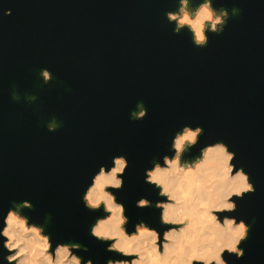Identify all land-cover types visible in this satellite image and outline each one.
I'll return each mask as SVG.
<instances>
[{
    "label": "water",
    "instance_id": "water-1",
    "mask_svg": "<svg viewBox=\"0 0 264 264\" xmlns=\"http://www.w3.org/2000/svg\"><path fill=\"white\" fill-rule=\"evenodd\" d=\"M220 4L241 12L197 47L165 16L177 0H0V222L13 202L29 199L22 211L37 223L49 217L54 241L87 244L80 254L104 264L120 254L89 232L106 215L81 199L92 174L125 155L124 185L109 190L125 203L128 227L141 219L163 227L155 207L163 197L144 169L169 152L177 128L200 124L184 158L223 140L256 188L228 213L252 223L244 257L232 254L229 264H264V0ZM42 67L53 74L47 83ZM137 101L148 109L139 120L130 118ZM52 117L61 124L48 131ZM142 195L152 207L136 206Z\"/></svg>",
    "mask_w": 264,
    "mask_h": 264
},
{
    "label": "clouds",
    "instance_id": "clouds-1",
    "mask_svg": "<svg viewBox=\"0 0 264 264\" xmlns=\"http://www.w3.org/2000/svg\"><path fill=\"white\" fill-rule=\"evenodd\" d=\"M11 8L4 10L10 15ZM237 5L226 8L216 5V0H177L174 10L165 16L173 23V32L187 29L192 43L205 47L209 33L224 31L230 17L238 16ZM44 83L53 78L47 67L39 70ZM13 99L19 93L13 89ZM35 101V93L25 96ZM148 109L143 101H137L130 111V118L139 120ZM61 122L52 117L46 122L48 131H55ZM203 126L183 124L171 137L169 152L151 161L144 169V181L154 186L155 201L160 209L159 220L163 227H155L141 219L131 228L126 205L117 199V192L125 182L124 173L129 160L123 154L112 156L110 164H100L81 196L84 206L101 209L106 215L97 217L89 232L106 244V250L120 254L108 257L104 264H229L232 254L239 260L244 257L252 223L243 217L229 215L238 207V200L256 191L250 173L235 161L236 152L223 140L201 146L191 159L184 154L198 143ZM236 199H232V197ZM0 222V264H100L88 253L87 244L79 241L53 240L46 225L37 223L22 209L32 208L29 199L13 202ZM137 207H152L153 201L140 196ZM101 205L103 207L101 208ZM227 252V255L225 253Z\"/></svg>",
    "mask_w": 264,
    "mask_h": 264
}]
</instances>
